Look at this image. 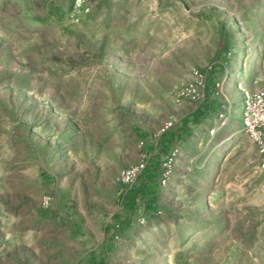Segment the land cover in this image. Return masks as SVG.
Segmentation results:
<instances>
[{"label": "rangeland", "instance_id": "obj_1", "mask_svg": "<svg viewBox=\"0 0 264 264\" xmlns=\"http://www.w3.org/2000/svg\"><path fill=\"white\" fill-rule=\"evenodd\" d=\"M74 2L0 0V264H89L108 236L106 264H264V155L242 130L264 0ZM139 163L154 197L134 201L139 179L122 201Z\"/></svg>", "mask_w": 264, "mask_h": 264}, {"label": "built area", "instance_id": "obj_2", "mask_svg": "<svg viewBox=\"0 0 264 264\" xmlns=\"http://www.w3.org/2000/svg\"><path fill=\"white\" fill-rule=\"evenodd\" d=\"M91 4L92 0H75L74 10L77 13H89ZM212 69L213 67L209 66L205 70H194L187 91L196 93L197 89L205 86ZM242 130L251 136L258 146L259 152L264 155V87L244 92ZM145 168L144 163H139L127 168L120 174L118 182L123 185L122 198L127 192L135 188L138 178ZM140 222L144 223V219L141 218Z\"/></svg>", "mask_w": 264, "mask_h": 264}, {"label": "crops", "instance_id": "obj_3", "mask_svg": "<svg viewBox=\"0 0 264 264\" xmlns=\"http://www.w3.org/2000/svg\"><path fill=\"white\" fill-rule=\"evenodd\" d=\"M210 110V106H205L203 108V110ZM203 114V111L198 109L195 113H194V117L197 118L198 116H200ZM207 119V117H205V120ZM242 128H243V105H242ZM209 130V128H207V126L205 127V133H207ZM240 132V129H239ZM189 132L187 131H180L178 132V130H176V128L174 130H169L168 132H166L163 137L160 140V147L162 149L163 152H168V154L171 152V150H173L175 147H177V144L179 143V141H177L179 139V137H183L184 135H187ZM177 143V144H176ZM105 232L107 233V235H109V231L108 229L105 230ZM103 244L105 245V248L103 250H101V252L96 253L95 258L92 259V261L89 264H106V262L111 258L112 255H114V253L116 252L115 250H112V242L113 240L111 239V237H106L103 238Z\"/></svg>", "mask_w": 264, "mask_h": 264}, {"label": "trees", "instance_id": "obj_4", "mask_svg": "<svg viewBox=\"0 0 264 264\" xmlns=\"http://www.w3.org/2000/svg\"><path fill=\"white\" fill-rule=\"evenodd\" d=\"M143 172H145V170ZM140 176L138 178V182H139V179H140V181H142V184L143 185L141 186L142 189H140L139 191H141L143 194H139L140 192H138V194H137V196H136V198L134 200L135 202L137 201V199H140L141 198L140 195L146 194L145 196L154 197V194H153L154 192H153V189L151 188V186L153 185L151 178H148L147 176H144V177L142 176V178H141ZM147 182H149V185L147 184ZM137 184H136V186H135L134 189H132L129 192H127V194L123 198V201H125L127 199V197L129 196V193L130 192H132V191H134L136 189Z\"/></svg>", "mask_w": 264, "mask_h": 264}]
</instances>
